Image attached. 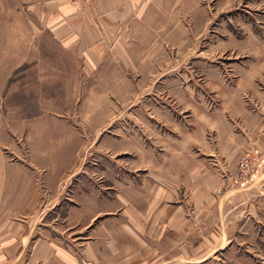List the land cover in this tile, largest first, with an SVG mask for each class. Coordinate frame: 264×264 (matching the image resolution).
<instances>
[{"label": "crops", "instance_id": "crops-1", "mask_svg": "<svg viewBox=\"0 0 264 264\" xmlns=\"http://www.w3.org/2000/svg\"><path fill=\"white\" fill-rule=\"evenodd\" d=\"M86 2L85 9L31 0L29 8L75 49L88 76L114 61L134 67L129 39L166 38L177 20L173 11L183 5L180 13L186 12L185 0ZM246 4V11L258 12L246 13V27L247 39L259 42L262 63L253 68L249 87L240 84V93L224 102L241 131L190 139L154 168L141 155L140 163L127 153L113 155L99 172L86 156L61 169L46 150L49 121L36 117L27 159L34 175L42 172L50 196L40 207L45 199L37 180L22 189L19 165L0 174V264H264V0ZM244 89L252 108L238 98ZM246 153L260 161L255 177L243 189L228 187L225 178ZM251 249L262 250V260L250 257Z\"/></svg>", "mask_w": 264, "mask_h": 264}, {"label": "rangeland", "instance_id": "rangeland-1", "mask_svg": "<svg viewBox=\"0 0 264 264\" xmlns=\"http://www.w3.org/2000/svg\"><path fill=\"white\" fill-rule=\"evenodd\" d=\"M62 1L89 6L86 0ZM198 1L185 0L183 14V5L173 11L177 20L166 38L129 39L134 67L114 61L88 76L75 49L59 42L40 22L39 10L29 8L31 0H0V174L20 166L21 188H30L36 178L45 199L40 207H46L49 189L27 159L30 133L42 114L53 133L46 150L61 169L86 156L104 172L107 158L125 153L137 163L144 156L154 168L190 139L240 132L224 102L240 93V84L249 87L253 68L262 63L259 42L247 39L246 27V13L258 12L250 6L251 13L246 11L249 0ZM193 8H200L198 17ZM41 12H47L43 4ZM242 94L238 98L252 108L251 95L246 89ZM244 158L253 159L254 171L242 179ZM239 160L236 173L225 179L228 187L243 189L260 161L254 153ZM249 254L262 260V250Z\"/></svg>", "mask_w": 264, "mask_h": 264}, {"label": "built area", "instance_id": "built-area-1", "mask_svg": "<svg viewBox=\"0 0 264 264\" xmlns=\"http://www.w3.org/2000/svg\"><path fill=\"white\" fill-rule=\"evenodd\" d=\"M240 166H239V174L243 178L248 177L254 171V162L253 159H242ZM241 179H236L235 183H238Z\"/></svg>", "mask_w": 264, "mask_h": 264}]
</instances>
